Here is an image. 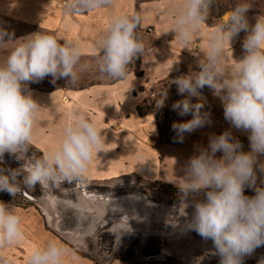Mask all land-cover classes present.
<instances>
[{
    "label": "clouds",
    "instance_id": "1",
    "mask_svg": "<svg viewBox=\"0 0 264 264\" xmlns=\"http://www.w3.org/2000/svg\"><path fill=\"white\" fill-rule=\"evenodd\" d=\"M113 4L114 0H69L64 7L69 13H81ZM212 5L213 0H183L172 31L184 49H189L187 46L206 23ZM251 7L248 3H238L226 23L211 33L207 52L198 62L200 70L172 81L178 93L187 97L174 103L173 109L180 116L192 117L172 125L181 141L184 133L210 122L209 114L202 112L205 87L221 100L225 120L233 128L249 133L247 152L229 130L212 136L208 147L189 159L183 184L178 185L185 201L203 193L204 200L194 202V213L187 227L213 242L220 264H242L246 255L264 245V186L257 185V172L264 174V162L259 159L264 156V17H258L250 26L246 13ZM143 20L141 13L111 18L97 43L100 73L117 80L127 79L128 66L147 54L138 34ZM241 31L247 33L242 43L244 55L229 67L226 46L231 47ZM13 36L0 28V44L15 41ZM60 41L50 34L34 33L17 43L0 63V163L5 153L24 161L15 169L0 167V192H7L13 198L37 185L59 188L64 183L73 185L83 181L94 153L97 156L103 151L102 130L94 121L79 116L64 127L58 147L42 157L25 160L42 107L27 86L48 76L53 81L67 78L75 83L78 70L88 67L81 64L83 51L79 44L67 39ZM192 98L198 102L192 103ZM162 105L163 101L159 106ZM217 152L222 153L219 159ZM246 188L253 189L255 195H245ZM181 215L186 213L183 211ZM24 238L21 218L14 205L0 201V249L19 245ZM68 251L50 241L34 248L27 264H64Z\"/></svg>",
    "mask_w": 264,
    "mask_h": 264
},
{
    "label": "rangeland",
    "instance_id": "2",
    "mask_svg": "<svg viewBox=\"0 0 264 264\" xmlns=\"http://www.w3.org/2000/svg\"><path fill=\"white\" fill-rule=\"evenodd\" d=\"M238 3H248L252 6L246 13L247 18L260 17V13L264 14V0H213L207 21L217 25L226 23L230 12ZM114 4L120 5L124 14H130L131 0H114ZM19 24L21 23L15 20H8L0 12V28L13 33L15 40L0 44V63L17 43L33 34L31 29L22 28ZM40 32L46 34L45 31ZM138 34L140 35L139 32ZM5 40L7 41V37ZM138 63L139 57L128 67L137 69ZM81 64L88 67L83 71L78 70L79 78L75 83L68 82L67 78L53 81V78L48 76L40 82L30 84L37 85L39 89L59 91L66 84L82 86L96 81L98 70L96 53L82 56ZM93 68L96 70L92 71ZM167 87L168 84L165 83L154 88V94L142 106L143 114L148 112L156 114L158 133L160 137L163 135L160 144H168V141L177 139L178 145L180 138L172 125L186 120H180V115L173 109V104L182 98L173 91L169 102L163 99L162 91ZM206 88L208 87L204 89ZM162 101L163 105L159 106ZM88 107L93 106L88 104ZM112 109V106L106 109V114ZM201 129L203 128L183 134L185 156L178 160L172 156L171 162L173 160L174 163L184 162L186 168L187 162L193 156L192 148ZM220 134L216 129L212 132V136ZM109 138L115 140L116 136L110 135ZM238 140L243 145L242 150L246 152L249 142L244 139ZM156 144L154 141L153 145ZM129 149L133 155L134 151L130 145ZM32 156L42 157L43 154L30 145L25 160ZM221 156L222 153H216V158L219 159ZM169 157L168 154L167 158ZM149 158L147 164L152 162L153 167L151 174L139 172L140 166L134 164L132 159L129 160L130 166H125L124 154H121V158L115 161L114 166H118L117 162L127 171L136 167L134 172L121 175L86 174L83 181L73 185L64 183L59 188L37 185L34 189H24L16 197L26 204L25 208L19 207V214L25 216L26 222L39 220V226L34 222L31 230L48 231L56 238L57 242L44 237L43 246L55 241L69 250L64 258V264H91L79 258L90 260L93 264H220V256L216 253L213 242L203 239L196 231L187 227L194 213V202L203 201L205 198L203 193L183 200L178 187L183 183L172 182L176 179L177 173L175 167L168 164L166 155L159 152L154 155V159ZM146 160H141L142 164L146 163ZM23 163V160H17L14 155L5 153L0 167L15 169ZM111 167L106 161V169L110 170ZM145 168L148 169L149 165H145ZM178 174L182 179L185 171L184 174ZM245 190L252 193L250 197L255 195L253 189ZM183 211L186 215H181ZM25 236L27 237V234ZM13 257L9 255L10 264ZM0 261H4V258L0 257ZM242 264H264V245L256 248L252 254L246 255Z\"/></svg>",
    "mask_w": 264,
    "mask_h": 264
},
{
    "label": "crops",
    "instance_id": "3",
    "mask_svg": "<svg viewBox=\"0 0 264 264\" xmlns=\"http://www.w3.org/2000/svg\"><path fill=\"white\" fill-rule=\"evenodd\" d=\"M68 2L69 0H0V12L8 20L20 22L19 26L22 28L31 29L33 34L42 30L58 40L67 39L79 44L83 51L82 56L97 53V43L103 36L108 23L113 16L124 14L123 8L113 4L108 8L69 13L64 7ZM131 3L132 9L129 15L138 11L144 16L138 32L147 54L139 57L137 69L128 67L127 79L117 80L106 77L99 72L97 67L96 81L93 80L82 86L66 84L59 91L39 89L37 85L30 84L28 89L32 92L33 98L42 106L37 116L34 139L30 145L40 150L42 154L54 150L63 138L64 127L77 117L84 116L94 121L105 137L103 151H100L97 156L94 153L93 159L89 162L87 174L121 175L134 172L136 167L127 171L123 170L121 164L117 162L118 166H114L115 161L121 158V154H124L125 166H130L129 160L132 159L134 164L140 166L141 171L139 172L151 174L152 162L147 164V161L150 160L149 157L154 159V155L161 152L166 155L168 164L175 167L177 177L172 182L174 184L183 183L178 173L184 174V162L174 163V160L171 162L172 156L176 160L185 156L183 141L180 139L178 145L160 144L156 114L148 112L140 115L138 109L146 104L158 85L168 84L166 90L162 91L163 99H167L168 102L173 91L178 93L177 85L172 81L179 76L187 75L190 71L200 70L198 62L206 54L210 35L219 25L203 24L187 46L190 51L187 48L184 49V45L175 38V33L172 31L174 18L179 14L183 4L182 0H131ZM260 16L264 14L260 13ZM257 18H247L250 26L256 23ZM246 34L243 31L239 33L231 42L232 49L226 46V64L229 67L235 63V59L243 57L242 43ZM95 70V68L92 69V71ZM202 95L204 97L202 112L209 114L210 122L200 130L196 144L192 148L193 156L198 155L200 149L208 147L215 129L221 134L229 130L235 138L249 142V133L233 128L225 120L222 102L213 94V91L209 88L203 89ZM179 96L182 100L187 98L186 94H179ZM197 102L196 98H192V103ZM88 104L93 107L89 108ZM111 106L113 109L107 111V115L106 109ZM184 117L187 116H179L180 120L186 121L192 118L190 114L189 117ZM110 135L116 136V139H108ZM154 141L157 143L156 146L153 145ZM125 144L128 146L124 147ZM129 145L134 151L133 155H131ZM247 151H250V145ZM168 154L169 158H167ZM145 159H147L146 163L142 164L141 160ZM259 159L264 162V156ZM106 161L109 166H112L110 170L106 169ZM145 165H149V168H145ZM257 177V185L264 186L261 183L264 181V174L257 172ZM14 209L21 218L25 238L19 245L0 249V257L10 264L8 258L11 254L14 256L12 264H27L31 251L36 247H43L44 237H49L56 242L57 240L48 231L31 230L34 222L39 226V220L26 222L25 216L19 214L20 208L14 206ZM79 259L93 264L90 260Z\"/></svg>",
    "mask_w": 264,
    "mask_h": 264
},
{
    "label": "trees",
    "instance_id": "4",
    "mask_svg": "<svg viewBox=\"0 0 264 264\" xmlns=\"http://www.w3.org/2000/svg\"><path fill=\"white\" fill-rule=\"evenodd\" d=\"M137 13H139V12L137 11ZM206 23H208L209 25L212 24L211 21H206ZM138 112H139L140 115H142L143 114V107H140L138 109ZM162 136L163 135H161V137ZM167 143L170 144V145H176L178 143V141H177V139H175V140H172V141H168ZM244 194L247 195V196H250L252 193L249 190H245V193ZM16 197L13 198L7 192H0V200L1 201L5 202V203H8V204H13L16 207L25 208L26 207V204H23L22 202H20L19 200H17Z\"/></svg>",
    "mask_w": 264,
    "mask_h": 264
}]
</instances>
